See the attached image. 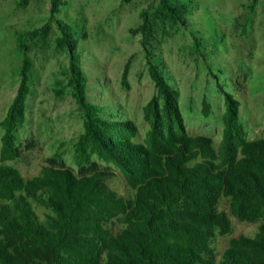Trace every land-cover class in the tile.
<instances>
[{"label": "trees", "instance_id": "16d2710c", "mask_svg": "<svg viewBox=\"0 0 264 264\" xmlns=\"http://www.w3.org/2000/svg\"><path fill=\"white\" fill-rule=\"evenodd\" d=\"M256 2L249 1L250 13ZM48 3V21L16 36L21 65L0 121V264H264V138L247 139L239 100L216 83L223 100L219 142L214 146L208 136L190 135L180 93L146 50L154 94L142 108L147 130L139 141L133 121L87 100L74 28L57 18L65 0ZM155 12L176 26L188 5L158 0ZM49 21L56 30L54 48L68 57L61 71L66 82L58 86L57 80L53 91L57 97L69 91L81 132L70 152L59 142L36 175L23 177L14 163L24 159L15 134L25 124L31 96L27 52L29 42L47 37ZM147 24L143 12L142 25L133 32L146 33ZM129 64L122 72L124 86ZM201 112L203 117L210 112L205 99ZM67 153L73 166L66 164ZM113 168L129 190L125 196L108 184L116 178ZM222 201L227 211L217 210ZM230 216L257 224L254 235L230 237ZM226 237L218 256L213 242Z\"/></svg>", "mask_w": 264, "mask_h": 264}, {"label": "rangeland", "instance_id": "374dc122", "mask_svg": "<svg viewBox=\"0 0 264 264\" xmlns=\"http://www.w3.org/2000/svg\"><path fill=\"white\" fill-rule=\"evenodd\" d=\"M188 5L182 24L173 26L155 17L158 0H65L58 14L71 25L77 40V55L87 77V100L119 110L137 127L138 140L147 130L142 108L154 94L144 52L163 69L164 76L180 93V110L190 135H205L217 146L221 135L223 100L216 83L240 102V122L247 139L264 138V0H257L250 13V0H181ZM0 0V121L12 100L21 65L16 36L38 28L49 19L48 0ZM146 33H134L142 25ZM50 23L45 39L29 42L31 96L26 103V121L16 138L24 159L14 166L23 177L36 175L44 158L59 142H72L81 132V121L68 90L61 97L54 89L64 86L61 75L67 65L66 51L54 48L56 30ZM193 37L198 39L195 47ZM130 60L127 86L122 72ZM60 80V85L56 81ZM210 105L202 116V101ZM1 136V130H0ZM70 153L66 164L73 166ZM101 166H105L100 162ZM108 181L120 195L128 188L117 169ZM217 210L227 211L222 201ZM232 235L253 236L257 224L239 223L230 216ZM118 227L112 226V230ZM217 238L218 256L228 239Z\"/></svg>", "mask_w": 264, "mask_h": 264}]
</instances>
